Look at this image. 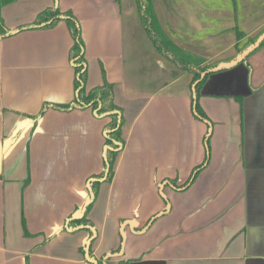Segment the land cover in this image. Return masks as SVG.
<instances>
[{"label": "crops", "instance_id": "1", "mask_svg": "<svg viewBox=\"0 0 264 264\" xmlns=\"http://www.w3.org/2000/svg\"><path fill=\"white\" fill-rule=\"evenodd\" d=\"M151 1L179 51L230 65L200 89L210 124L194 117L193 75L154 48L135 0L1 8L10 31L55 4L72 12L86 89L102 84L103 70L125 146L88 213L96 238L85 254L88 232L64 227L86 204L88 179L103 171L107 120L52 108L75 97L65 22L0 39V264H264V51L242 53L264 32V0Z\"/></svg>", "mask_w": 264, "mask_h": 264}, {"label": "trees", "instance_id": "2", "mask_svg": "<svg viewBox=\"0 0 264 264\" xmlns=\"http://www.w3.org/2000/svg\"><path fill=\"white\" fill-rule=\"evenodd\" d=\"M15 1L16 0H0V10L4 6L12 4ZM135 2L142 27L154 48L160 55L166 58V60L169 62L173 63L178 69L193 75L191 85L193 92L192 107L194 117L200 121L208 122L210 124V120L207 118L198 104L200 89L210 74L225 70V68L229 67L230 65H224V63L203 65L204 61L201 59H194L189 55L183 54L172 44V42L162 31L154 13L152 1L135 0ZM60 21L65 22L73 41L69 56L75 72V97L74 100L69 104L52 106V108L64 112H69L74 109H90L95 113L96 116L107 120L103 127V171L100 174L92 176L88 179V199L86 204L83 208L76 209L75 212L77 214L70 217L66 223V227H64V230H68L72 233L79 231L88 232V243L85 248H82L81 251L89 255L91 253V246L96 238V233L87 216L98 196L100 186L104 183H110L112 181L117 157L125 146V140L123 137L124 118L122 115V110L114 102V85L105 79L104 71L102 70V84L89 90L86 89L87 63L84 58V44L81 38L80 25L72 12H62L57 4L39 13L33 23L19 27L14 31H10L5 27L0 14V39L10 37L17 32L28 29H52ZM237 36L238 39L241 37L243 38V35L240 33H237ZM250 42L252 45L249 44L250 46L242 49V53L253 45L255 48L247 51L248 54L257 48L262 47L264 45V32L255 40ZM245 56H247V54ZM35 124L36 118L34 119V126ZM209 135L210 133H208V136ZM208 139L209 138L206 139L207 145ZM207 162L208 157L201 166H198L194 169L192 176L185 185L191 184L196 179L199 172L203 169ZM24 232L25 235H28L26 231ZM115 253L116 252H113L112 254L114 255ZM117 264H130V261L124 260L118 262Z\"/></svg>", "mask_w": 264, "mask_h": 264}, {"label": "rangeland", "instance_id": "3", "mask_svg": "<svg viewBox=\"0 0 264 264\" xmlns=\"http://www.w3.org/2000/svg\"><path fill=\"white\" fill-rule=\"evenodd\" d=\"M263 48H260V49H263V51H264V46H262Z\"/></svg>", "mask_w": 264, "mask_h": 264}]
</instances>
